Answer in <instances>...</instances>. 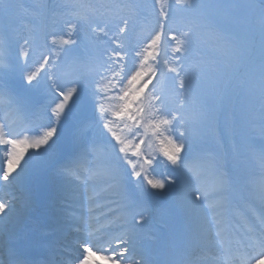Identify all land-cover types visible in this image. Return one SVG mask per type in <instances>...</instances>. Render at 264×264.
Returning <instances> with one entry per match:
<instances>
[{
	"label": "snow or ice",
	"instance_id": "6c2138e0",
	"mask_svg": "<svg viewBox=\"0 0 264 264\" xmlns=\"http://www.w3.org/2000/svg\"><path fill=\"white\" fill-rule=\"evenodd\" d=\"M16 7L0 0V264H264V145L235 140L264 134V0H57L26 35ZM66 229L74 258L48 239Z\"/></svg>",
	"mask_w": 264,
	"mask_h": 264
},
{
	"label": "rangeland",
	"instance_id": "374dc122",
	"mask_svg": "<svg viewBox=\"0 0 264 264\" xmlns=\"http://www.w3.org/2000/svg\"><path fill=\"white\" fill-rule=\"evenodd\" d=\"M57 0H15V3L19 5V7H16L12 11V15L15 16L17 19L20 18L22 21V26L20 29V34L21 35H26L27 34V27H33L38 20L42 17L41 16V7L44 5H47L48 8H51ZM86 3H96L98 4L101 2V0H85ZM122 3H132V4H139L143 3L144 0H121ZM148 3L155 2V0H147ZM170 2H174V0H170ZM158 11V9H157ZM121 16L124 15H129V12L127 9L122 11L120 13ZM146 15V14H141ZM43 21L40 22L39 29L43 27ZM175 28H182L183 27V22L179 19H177L174 22L173 25ZM145 27V25L138 24L136 27V32H140L141 28ZM146 27L150 31L155 25L151 23V17H148V21L146 22ZM22 43V41H21ZM17 45L13 44L12 49L9 52V57L12 60H15V57L17 55ZM31 62V61H30ZM122 127V125H121ZM233 137L229 134H224L223 136V143L225 145H228L232 142ZM235 140L238 144H241L247 149L249 145L254 147L255 149H259L262 145H264V134L261 133V125L259 121L257 120L253 124H247V123H242L236 130V135H235ZM154 147L158 148V144L156 142H153ZM145 151H151L150 148L145 146ZM6 150L0 146V169H3L6 163ZM247 168L249 172H254L256 170V159L250 155L247 154ZM163 158V157H161ZM252 165L255 167H252ZM163 171V168H157V172ZM166 215V206L163 203L153 205L152 211H151V218L148 222V224L145 226L146 230H151L149 229V225L154 226L153 231L156 234L158 233V229L160 224L163 222L164 218ZM49 223V226H48ZM45 228L47 230H43L42 227L39 229L38 234H45L50 227V222L46 220L44 224ZM152 231V230H151ZM56 236H60V232L54 233ZM153 240H146L145 245L148 248H151L153 246ZM100 264V262H97Z\"/></svg>",
	"mask_w": 264,
	"mask_h": 264
},
{
	"label": "bare ground",
	"instance_id": "6f19581e",
	"mask_svg": "<svg viewBox=\"0 0 264 264\" xmlns=\"http://www.w3.org/2000/svg\"><path fill=\"white\" fill-rule=\"evenodd\" d=\"M3 191H4V190H0V195H3ZM64 231L66 232V231H69V230L66 229V230H64Z\"/></svg>",
	"mask_w": 264,
	"mask_h": 264
}]
</instances>
